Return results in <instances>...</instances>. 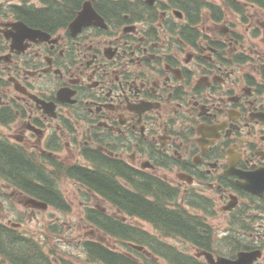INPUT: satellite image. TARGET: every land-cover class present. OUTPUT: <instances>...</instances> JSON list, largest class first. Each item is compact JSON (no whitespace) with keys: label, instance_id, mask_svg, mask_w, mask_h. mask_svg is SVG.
I'll return each mask as SVG.
<instances>
[{"label":"flooded vegetation","instance_id":"af4514ba","mask_svg":"<svg viewBox=\"0 0 264 264\" xmlns=\"http://www.w3.org/2000/svg\"><path fill=\"white\" fill-rule=\"evenodd\" d=\"M112 3L96 5L107 27L74 32V16L34 24L37 6L0 0V144L52 189L0 172L1 233L23 250L0 245V264H264V0L204 20L179 0Z\"/></svg>","mask_w":264,"mask_h":264},{"label":"trees","instance_id":"16d2710c","mask_svg":"<svg viewBox=\"0 0 264 264\" xmlns=\"http://www.w3.org/2000/svg\"><path fill=\"white\" fill-rule=\"evenodd\" d=\"M44 1H49V3L51 4L47 9H40L38 13H36L37 17L35 15L34 17H32V20L34 21V24L40 23L41 25L46 24L52 26L62 23L67 17H71L74 12L80 8L81 4L85 0H59V2L56 0ZM253 1L257 2L258 0ZM188 4L193 5L195 9H197L198 7L196 3L191 2ZM126 6L128 5L125 1L121 3H112L109 5L112 10H120V8H122L121 10H124L123 12L129 13L126 9ZM32 9L33 8H31L30 10ZM195 15H197V12ZM0 172L2 174L8 175L6 177H10L16 182L18 179H20L21 181H23V184L27 186L29 185V187L34 188V190L36 189V191H39L42 195L47 194V192L49 195L52 194V189H50V187L47 188L46 185H44V188H42L34 184L35 177L36 180L40 182L39 177L41 171H39L37 168L35 170L33 165L28 164V159H24L16 150L3 144H0ZM87 175L92 179H90V181H93L94 184L96 183L95 185L104 189L105 191L109 193L121 194L122 196L130 198L128 202L132 209L136 211H142L153 217H157L161 224L166 223L168 224V227H170L171 229H178L184 235H196L194 230L192 231L191 229V227L194 226L195 223L192 220L188 219V217L182 219L178 215L171 213L165 209H158L154 203H151L147 200H142L129 193H126V191L118 186L117 183L113 182L110 179L101 178L98 175L90 172L87 173ZM1 232L4 231L0 226V245L3 247L14 249L18 254H20L23 250L20 249L19 246L13 245V238L11 239V237L8 236L7 239ZM7 242H9V244ZM29 263L42 264V262L38 258L29 260Z\"/></svg>","mask_w":264,"mask_h":264},{"label":"water","instance_id":"95a60500","mask_svg":"<svg viewBox=\"0 0 264 264\" xmlns=\"http://www.w3.org/2000/svg\"><path fill=\"white\" fill-rule=\"evenodd\" d=\"M93 8L91 5V2H87L84 6V11L79 15L78 19L75 21V23L72 25V28L78 26L79 28L81 26H84L86 24H89L93 18ZM251 258L256 259L257 255L254 253H242L239 255V259L236 261H231L227 259H221L218 262H212V264H248L249 260Z\"/></svg>","mask_w":264,"mask_h":264},{"label":"rangeland","instance_id":"374dc122","mask_svg":"<svg viewBox=\"0 0 264 264\" xmlns=\"http://www.w3.org/2000/svg\"><path fill=\"white\" fill-rule=\"evenodd\" d=\"M7 1H14V2H22V1H25V0H6ZM198 1H201V0H198ZM205 1H208L209 3H212V4H215V5H218V6H221L224 8V2L225 0H205ZM25 5H29L30 7H32V4H33V8H36V0H27L26 2H24ZM204 14L207 16V11L204 10ZM208 17V16H207ZM234 17V16H233ZM1 187H2V182L0 181V190H1ZM60 187L63 188V183L61 182L60 183ZM67 187V186H66ZM68 188V187H67ZM69 189V188H68ZM69 192V191H68ZM222 221L221 219L218 220V223ZM236 223H234L235 225ZM237 225V224H236Z\"/></svg>","mask_w":264,"mask_h":264},{"label":"bare ground","instance_id":"6f19581e","mask_svg":"<svg viewBox=\"0 0 264 264\" xmlns=\"http://www.w3.org/2000/svg\"><path fill=\"white\" fill-rule=\"evenodd\" d=\"M19 180V179H18Z\"/></svg>","mask_w":264,"mask_h":264}]
</instances>
